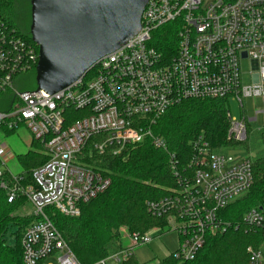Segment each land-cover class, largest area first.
I'll return each mask as SVG.
<instances>
[{"label": "built area", "instance_id": "1", "mask_svg": "<svg viewBox=\"0 0 264 264\" xmlns=\"http://www.w3.org/2000/svg\"><path fill=\"white\" fill-rule=\"evenodd\" d=\"M167 27H173L175 46L162 51L156 42ZM244 61H251L252 83L247 86ZM38 62L37 44L0 16V94H13L9 108L0 111V131L13 133L27 126L48 156L27 188L19 176L9 174L11 181H5L1 165L0 188L9 203L24 196L37 218L22 239L24 264H80L47 209L78 218L82 205L110 187L109 178L82 165L86 149L117 157L128 147L148 142L167 152V142L153 127L171 108L194 100L227 103L230 98L241 109L246 98L264 103V0H149L138 34L72 85L55 94L16 91L15 80ZM261 114L264 108L248 120L258 122ZM228 119V139L244 142L247 117L239 121L228 112ZM191 151L186 165L176 154L169 155L178 188L147 203L153 217L166 218L169 229L179 234L181 243L173 256L180 262L194 261L209 236L232 227L219 212L254 184L250 158L218 152L203 135L191 143ZM241 225L262 236L260 247L247 248L248 264H264V200L244 215ZM122 232L130 241L129 250L97 264L129 260L136 247L151 243L158 233Z\"/></svg>", "mask_w": 264, "mask_h": 264}, {"label": "trees", "instance_id": "2", "mask_svg": "<svg viewBox=\"0 0 264 264\" xmlns=\"http://www.w3.org/2000/svg\"><path fill=\"white\" fill-rule=\"evenodd\" d=\"M31 1L0 0V16L23 37L33 42L29 28ZM19 4L26 5V17L30 20L26 31L21 28L22 24L20 25L16 18L19 16L18 11L16 12ZM163 30L156 46L165 51L175 46V35L173 27ZM30 72L33 75L34 87L37 88L36 68ZM6 96L7 94H0L1 111L9 108H1L2 99ZM12 102L13 97H9L7 106ZM228 112L225 100L186 101L171 108L153 127L154 133L167 142V152L155 149L148 142L128 147L117 157L109 154L99 156L91 146L86 149L82 165L109 178L110 187L93 201L82 205L78 218H67L55 209H47L50 219L80 264H97L129 250L123 239L122 229L129 235H146L154 230L164 232L169 229L166 218H156L148 212L147 203L160 200L178 188L169 168L170 154H176L182 165H186L192 154L191 143L201 135L218 152H237L238 148L250 152V138L247 137L244 142L228 139L230 127ZM259 139L264 146V129L259 130ZM33 145L38 148L37 152L20 157L24 167V173L19 176L22 178L20 184L23 188L34 183V170L48 161L40 142L34 141ZM252 161L254 175L252 188L246 195L219 212L220 219L232 224V227L222 235L209 236L205 247L194 261L180 262L171 254L159 264L249 263L247 248L260 247L262 236L241 224L244 215L252 208L259 207L264 200V149L262 154ZM4 177L11 181L7 171H4ZM24 199L26 200L24 196H20L15 202L9 203L6 192L0 188V264H24L22 239L28 227L37 222V218L33 216L26 218L14 216V212L21 208L22 202L24 203ZM236 225H240L239 229L235 228ZM12 226L18 228L15 247L10 246L6 239V234ZM121 264L140 263L133 255Z\"/></svg>", "mask_w": 264, "mask_h": 264}, {"label": "water", "instance_id": "3", "mask_svg": "<svg viewBox=\"0 0 264 264\" xmlns=\"http://www.w3.org/2000/svg\"><path fill=\"white\" fill-rule=\"evenodd\" d=\"M149 0H32V40L39 47L36 91L55 94L141 29Z\"/></svg>", "mask_w": 264, "mask_h": 264}, {"label": "rangeland", "instance_id": "4", "mask_svg": "<svg viewBox=\"0 0 264 264\" xmlns=\"http://www.w3.org/2000/svg\"><path fill=\"white\" fill-rule=\"evenodd\" d=\"M26 5H18L16 18L19 20L21 28L26 31L27 27L30 25V20L27 18ZM20 18V19H19ZM16 19V20H17ZM243 73L244 80L243 85H249L252 83L248 72L251 70V61L243 62ZM14 89L18 92H25L37 89L34 87L32 72L26 73L18 77L14 82ZM12 92H8L5 99H2L3 104L1 108L9 107L7 100L12 97ZM244 108L241 109L239 103L236 100L229 99L226 103L230 114L232 117L241 121L244 117L247 127L249 129L248 138L250 145V152H246L244 149L238 148L237 152L244 155L251 160H254L257 156L262 154L264 149L263 144L259 139V130L264 129V115H259L258 122H250L248 119L255 117L256 112L262 111L264 108V103L261 98H246L243 99ZM1 111V110H0ZM229 121V119H228ZM34 136L27 126L20 127L17 131L13 133H3L0 131V142L1 151L0 157L2 160V170L7 171L13 177L20 176L24 173V167L20 162V157L28 155L30 152H37L38 148L33 145ZM5 181H9L4 177ZM30 186V185H29ZM28 186V187H29ZM27 188V187H26ZM14 216L26 218L28 216H34V209L28 200L24 199L21 208L14 212ZM18 228L12 226L9 228L6 239L10 246H16V233ZM125 244L130 245V241L124 236ZM180 236L177 232L167 229L164 232H158L153 234V241L149 244L136 247L133 251L137 261L140 264H159L160 261L165 260L169 255L176 252L180 246ZM261 246V244H260ZM111 264V263H109Z\"/></svg>", "mask_w": 264, "mask_h": 264}, {"label": "flooded vegetation", "instance_id": "5", "mask_svg": "<svg viewBox=\"0 0 264 264\" xmlns=\"http://www.w3.org/2000/svg\"><path fill=\"white\" fill-rule=\"evenodd\" d=\"M31 26V25H30ZM30 28V27H29Z\"/></svg>", "mask_w": 264, "mask_h": 264}]
</instances>
